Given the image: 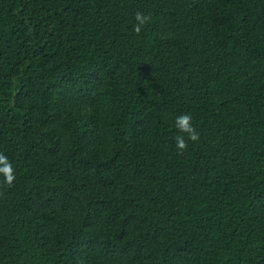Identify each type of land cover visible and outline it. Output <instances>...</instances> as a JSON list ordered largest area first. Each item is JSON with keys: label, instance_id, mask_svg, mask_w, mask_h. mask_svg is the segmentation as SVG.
<instances>
[{"label": "trees", "instance_id": "trees-1", "mask_svg": "<svg viewBox=\"0 0 264 264\" xmlns=\"http://www.w3.org/2000/svg\"><path fill=\"white\" fill-rule=\"evenodd\" d=\"M0 153V264H264V0H0Z\"/></svg>", "mask_w": 264, "mask_h": 264}, {"label": "clouds", "instance_id": "clouds-1", "mask_svg": "<svg viewBox=\"0 0 264 264\" xmlns=\"http://www.w3.org/2000/svg\"><path fill=\"white\" fill-rule=\"evenodd\" d=\"M149 20V16L142 12H137L135 14L136 24L134 26V31L139 33ZM174 127L177 132L174 136L175 147L178 154H183V152L188 148L189 141L195 142L199 139V133L193 126L192 117L188 113H181L177 115L174 120ZM0 175L4 177V180L9 185H11L15 179L13 166L7 156L2 153H0Z\"/></svg>", "mask_w": 264, "mask_h": 264}]
</instances>
